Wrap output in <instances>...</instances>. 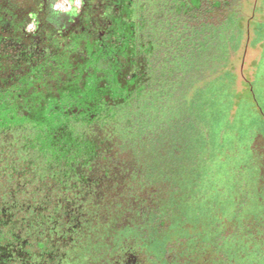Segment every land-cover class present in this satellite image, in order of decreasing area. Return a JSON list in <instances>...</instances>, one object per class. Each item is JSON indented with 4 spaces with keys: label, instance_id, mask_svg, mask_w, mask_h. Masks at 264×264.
<instances>
[{
    "label": "trees",
    "instance_id": "1",
    "mask_svg": "<svg viewBox=\"0 0 264 264\" xmlns=\"http://www.w3.org/2000/svg\"><path fill=\"white\" fill-rule=\"evenodd\" d=\"M137 3L146 45L129 92L37 112L0 93V264H264L262 160L221 175L192 139L233 55L232 1Z\"/></svg>",
    "mask_w": 264,
    "mask_h": 264
},
{
    "label": "flooded vegetation",
    "instance_id": "2",
    "mask_svg": "<svg viewBox=\"0 0 264 264\" xmlns=\"http://www.w3.org/2000/svg\"><path fill=\"white\" fill-rule=\"evenodd\" d=\"M55 1L0 0V93L37 112L57 95L129 92L146 45L137 0H80L67 12ZM134 253L117 262L145 264Z\"/></svg>",
    "mask_w": 264,
    "mask_h": 264
},
{
    "label": "rangeland",
    "instance_id": "3",
    "mask_svg": "<svg viewBox=\"0 0 264 264\" xmlns=\"http://www.w3.org/2000/svg\"><path fill=\"white\" fill-rule=\"evenodd\" d=\"M231 1L225 27L232 34L233 55L227 67L208 80L201 94L206 101L204 119L195 118L197 129L192 134L193 141H205L208 156L213 165L216 161V172L221 175L234 157L254 156L264 166V0ZM79 5L80 0L54 3L63 12ZM201 190L207 191L206 185Z\"/></svg>",
    "mask_w": 264,
    "mask_h": 264
},
{
    "label": "built area",
    "instance_id": "4",
    "mask_svg": "<svg viewBox=\"0 0 264 264\" xmlns=\"http://www.w3.org/2000/svg\"><path fill=\"white\" fill-rule=\"evenodd\" d=\"M71 7V6H70Z\"/></svg>",
    "mask_w": 264,
    "mask_h": 264
}]
</instances>
